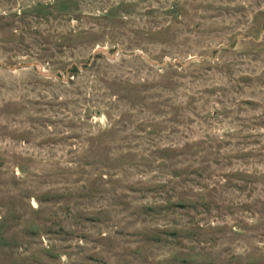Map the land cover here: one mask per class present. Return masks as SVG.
<instances>
[{"label":"rangeland","instance_id":"rangeland-1","mask_svg":"<svg viewBox=\"0 0 264 264\" xmlns=\"http://www.w3.org/2000/svg\"><path fill=\"white\" fill-rule=\"evenodd\" d=\"M0 264H264V0H0Z\"/></svg>","mask_w":264,"mask_h":264},{"label":"water","instance_id":"water-1","mask_svg":"<svg viewBox=\"0 0 264 264\" xmlns=\"http://www.w3.org/2000/svg\"><path fill=\"white\" fill-rule=\"evenodd\" d=\"M98 52H102V53H104V54L107 53L106 49H103V48H98V49L96 50V53H98ZM151 63H153V62H151ZM166 63H170V64H173V65L180 64L181 66H186L189 62H183V63H181V62H178V61H170V60H166L165 63H161V64H160V63H156V64H157V66L162 67V66H164ZM38 67H39V66H38ZM11 69H13V68H11ZM49 75L53 76L54 74H49Z\"/></svg>","mask_w":264,"mask_h":264}]
</instances>
